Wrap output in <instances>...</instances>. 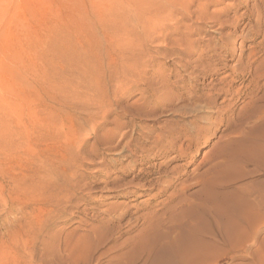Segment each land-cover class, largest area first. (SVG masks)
<instances>
[{
  "label": "rangeland",
  "instance_id": "obj_1",
  "mask_svg": "<svg viewBox=\"0 0 264 264\" xmlns=\"http://www.w3.org/2000/svg\"><path fill=\"white\" fill-rule=\"evenodd\" d=\"M241 1L0 0V242L20 255L30 245L21 264H86L90 253L91 264L129 260L153 211L165 223L195 204L238 156L235 144L264 147V76L245 71L256 61L264 73V0ZM213 85L234 97L205 103ZM241 167L235 187L264 183V165ZM140 169L153 172L142 183L171 186L154 199L120 198L117 187ZM175 192L187 202L172 214ZM128 203L141 205L132 228V216L115 221L114 207ZM251 218L254 240L208 243L203 264H264V210ZM119 224L124 235L113 237Z\"/></svg>",
  "mask_w": 264,
  "mask_h": 264
},
{
  "label": "bare ground",
  "instance_id": "obj_2",
  "mask_svg": "<svg viewBox=\"0 0 264 264\" xmlns=\"http://www.w3.org/2000/svg\"><path fill=\"white\" fill-rule=\"evenodd\" d=\"M234 1L235 3L232 4L230 7L233 8L240 6L239 3L241 0ZM228 10L229 9L225 8L223 12H228ZM221 23L222 26L228 24L227 22L223 21ZM238 30L239 29L237 27V31ZM262 33L264 35V31ZM231 36L232 32L223 37V43L227 46L232 44L230 40ZM176 52L181 53L185 58L192 57V53L185 50L184 48L181 51ZM254 55L256 54L253 53L250 57L253 58L255 57ZM192 63H194V61ZM240 63L242 65L241 61ZM255 63L256 61L248 63V65L245 67V71L250 70L249 74L251 76H258V78L263 79L262 76H264V73L259 75V71L262 69L261 65L258 68L252 69ZM239 66L240 64L238 65V67L235 68L236 71L240 70ZM213 91H216V93L207 95V97L205 96V94L203 95L205 97V103L207 102L208 104L212 105V102L216 95L225 94L227 96L232 95L234 97L233 91L230 88H221L216 90L215 85H213ZM197 99H201V97ZM126 137V134H124L123 132V134H121V142H124ZM164 142L163 139H159L155 141L154 145H156L157 147ZM120 143L114 148H119L121 146ZM130 143H132V140L131 142L129 141L126 144L127 147H130ZM241 145L235 144L233 146V148L236 150L234 152V155L238 156H235L232 162L225 164L226 166L221 169V171L218 172L216 176L210 178V180L203 185L202 189L195 195V204L185 205V209L179 212V214L173 215L169 219V221L165 223L161 218L160 211L157 209L153 211V213H151L149 216L150 220L148 229L145 232L142 231L143 233L139 237L130 241L134 242V244L136 245L135 249L133 250L132 258L126 261H120L119 264H135L137 261L145 257L147 258L146 264H203L204 260L208 259V257L210 256V250H208L209 248H207L206 245L208 243L213 242L219 244H229L232 241H236L239 239L251 241L254 240V237H251L249 235L250 232L254 231L255 227V222L251 218V212H259L261 210H264V194H262V192L264 191V183H261L259 184V187L252 189H241L235 186L240 183L245 177V174L242 172V170L239 171L242 168L241 166H243L244 164H253L254 166H256L257 170L262 169L264 165V147H259L258 145H256L244 150ZM154 148L155 147L151 149L140 147L139 151L142 153H152ZM242 149L244 152L242 151ZM241 151L243 152V155L239 156L238 153H241ZM161 170L162 166L158 167V173H161ZM133 171L135 175L130 181H127L128 183H126L125 181L122 186L119 185V187H117L116 185L117 188L121 189L118 191L124 193L123 195L119 196L120 198L123 196L127 197L129 195H134L137 198L138 196L142 195L140 192H149L150 194H152L150 199H154L160 196L163 192H165L167 188L171 186L170 184H172L171 182H165L162 179L156 181L151 180L147 183H142V181H145L144 179H147L153 172H148L147 169ZM201 177L202 176H200V178ZM120 181L121 180H119V183ZM117 182L118 178L117 180L111 182L104 181L107 186L116 184ZM177 194L178 193L175 192L171 196L173 198V201L179 199V203H177V205L170 206L172 208H170L169 211L172 214L174 213V210L176 207H178V205H182L183 203L187 202L186 200L183 201L180 197L177 196ZM132 201H135V199H132ZM118 207L119 206L114 207V210L119 209L117 211V213L119 214L115 218V221L121 222L126 220L129 216H132L131 219L127 222V227H131L133 225V220H137V218L133 217L138 214L141 205L134 206L131 205V203H128L121 205L119 208ZM134 208L137 210V212L131 214V210ZM116 226L115 228H112V236L116 234H120L121 236L124 235V233H122L123 227L120 226V224L119 226ZM13 243L14 242H11L9 244L6 241L0 242V264H21V262H24V259L27 260L25 252L31 249L30 245L25 244L23 248L21 247L23 254L20 255L18 246L14 245ZM31 256H33V254H31ZM84 256L86 258V264H91L93 259L92 253L85 254ZM25 263L31 264L29 262Z\"/></svg>",
  "mask_w": 264,
  "mask_h": 264
}]
</instances>
